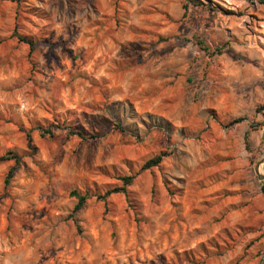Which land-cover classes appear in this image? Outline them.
Instances as JSON below:
<instances>
[{
	"label": "rangeland",
	"instance_id": "374dc122",
	"mask_svg": "<svg viewBox=\"0 0 264 264\" xmlns=\"http://www.w3.org/2000/svg\"><path fill=\"white\" fill-rule=\"evenodd\" d=\"M198 1L0 0V264H264V6Z\"/></svg>",
	"mask_w": 264,
	"mask_h": 264
},
{
	"label": "trees",
	"instance_id": "16d2710c",
	"mask_svg": "<svg viewBox=\"0 0 264 264\" xmlns=\"http://www.w3.org/2000/svg\"><path fill=\"white\" fill-rule=\"evenodd\" d=\"M10 1L17 2V3L20 2V0H10ZM188 1L190 3H193L194 5L199 4L198 0H188ZM246 1H248L250 4H253V5L258 3V4L264 6V0H246ZM18 40L22 43L29 45L31 51H33V49L35 48V46L37 44V42L35 40H32L28 37H24L21 35L18 36ZM200 42L203 44L204 40H200ZM37 130L39 131V133L42 137H49L52 139L57 136V133L59 131L66 133L67 138L77 136V137L81 138L82 140H97L101 137L98 134H88V133L84 132L83 130H79V129L73 127V125L68 120L62 121L58 118H55V120L53 122L49 123L46 126H42L40 128H37ZM27 136H28L29 147L34 148L33 144H32V142H33L32 135L29 133ZM245 141H246V148L248 151H250L249 133H246ZM168 156H169V154L167 152H162V153L156 155L154 158L147 161L140 168V170L138 172H136L135 174L118 176L117 180L120 181L121 184L119 186L108 189L107 191H105L102 194H93L91 192L82 193L78 190H74L73 192H71V196L77 199V204L74 208V214L81 211L83 209V207L85 206V204L90 199H92L94 197L99 199V200L107 202L114 194H124L125 197H127L129 200L130 199V187L133 185L135 179L142 172L156 168V167H159L162 164V162L164 161V159ZM0 160H2V161L13 160L15 162V165L11 167V169L9 170V172L6 176V180H5L6 185H10V183L13 180V177L17 171V165L21 161L20 156L14 152H9L6 155L2 156L0 158ZM263 193H264V186H263Z\"/></svg>",
	"mask_w": 264,
	"mask_h": 264
},
{
	"label": "water",
	"instance_id": "95a60500",
	"mask_svg": "<svg viewBox=\"0 0 264 264\" xmlns=\"http://www.w3.org/2000/svg\"><path fill=\"white\" fill-rule=\"evenodd\" d=\"M262 164H264V159H262L261 161L258 162L257 167H256V173L259 176V178L264 181V174H261V172H260V166Z\"/></svg>",
	"mask_w": 264,
	"mask_h": 264
},
{
	"label": "bare ground",
	"instance_id": "6f19581e",
	"mask_svg": "<svg viewBox=\"0 0 264 264\" xmlns=\"http://www.w3.org/2000/svg\"><path fill=\"white\" fill-rule=\"evenodd\" d=\"M260 172H262L261 174H263V169L261 168V171Z\"/></svg>",
	"mask_w": 264,
	"mask_h": 264
}]
</instances>
